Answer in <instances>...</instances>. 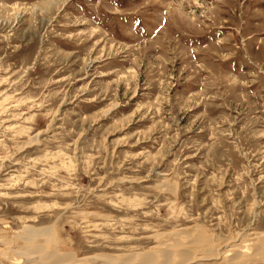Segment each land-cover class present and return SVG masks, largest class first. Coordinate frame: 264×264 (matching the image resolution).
I'll use <instances>...</instances> for the list:
<instances>
[{
    "label": "rangeland",
    "instance_id": "374dc122",
    "mask_svg": "<svg viewBox=\"0 0 264 264\" xmlns=\"http://www.w3.org/2000/svg\"><path fill=\"white\" fill-rule=\"evenodd\" d=\"M159 251L264 264V0H0V264Z\"/></svg>",
    "mask_w": 264,
    "mask_h": 264
},
{
    "label": "bare ground",
    "instance_id": "6f19581e",
    "mask_svg": "<svg viewBox=\"0 0 264 264\" xmlns=\"http://www.w3.org/2000/svg\"><path fill=\"white\" fill-rule=\"evenodd\" d=\"M156 255H158L160 259L155 257L152 253L151 254L150 253H141V254L131 255V256H129V258H126V259H124V258L119 259L116 257L106 258L104 261V264H128L127 262H129V264H130V263L135 262V261H138L139 264H167V262H168L167 260H168V257L170 256V253H168L167 251H159ZM184 256H185V253H179V258H182ZM61 257L62 256H55L54 254H51V255H43L42 258H43V260L48 259V258L60 260ZM186 257L189 258L188 256H186ZM91 259H92V257H91ZM66 260L68 261L70 259H66Z\"/></svg>",
    "mask_w": 264,
    "mask_h": 264
}]
</instances>
